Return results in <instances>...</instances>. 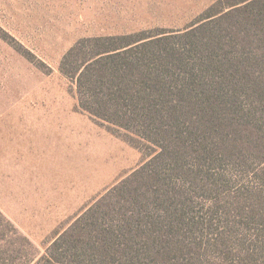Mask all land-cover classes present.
<instances>
[{"label": "trees", "instance_id": "1", "mask_svg": "<svg viewBox=\"0 0 264 264\" xmlns=\"http://www.w3.org/2000/svg\"><path fill=\"white\" fill-rule=\"evenodd\" d=\"M192 22L63 55L79 109L152 153L39 260L0 209V264H264V0H216Z\"/></svg>", "mask_w": 264, "mask_h": 264}, {"label": "rangeland", "instance_id": "2", "mask_svg": "<svg viewBox=\"0 0 264 264\" xmlns=\"http://www.w3.org/2000/svg\"><path fill=\"white\" fill-rule=\"evenodd\" d=\"M215 1L0 0V209L34 242L37 260L58 231L152 153L79 109L75 85L59 69L63 55L84 36L185 29ZM46 116L59 122L57 133L48 135L60 141L72 133H89V149L96 156H86L81 148L84 153L73 159L80 172L64 170L63 147L39 146L47 142L40 130L56 126H41ZM28 138L36 142L32 150L24 144ZM8 155L26 163L22 168L14 162L10 179L5 174L11 172ZM30 170L42 183L52 184H30L31 176L22 175ZM37 260L32 264H41Z\"/></svg>", "mask_w": 264, "mask_h": 264}, {"label": "crops", "instance_id": "3", "mask_svg": "<svg viewBox=\"0 0 264 264\" xmlns=\"http://www.w3.org/2000/svg\"><path fill=\"white\" fill-rule=\"evenodd\" d=\"M42 111V110H40ZM83 112V111H82ZM85 113V112H84ZM87 114V113H85ZM88 115V114H87ZM89 116V115H88ZM40 117H42L40 115ZM90 117V116H89ZM44 119H42V122H41V126L43 124H53V126H55V128L53 130H51L50 128H48L47 130H40L41 132H43V134L40 132V137H42L41 140L43 141H47L46 143H42L41 145L39 146H44L43 144H47V145H51L53 147H63L64 149H66V151H64V153L62 154V158H63V163H65L63 165V168L64 170L67 172V173H72V172H80V170H75V167H73V159L74 157L80 155V154H83L84 152H82V149L81 148H85L86 150V153H84L86 156L87 155H92V156H96L95 155V152L96 150L94 149L93 151H90L89 149V143L90 141L88 140V134L89 133H83L82 135L80 134V132H76V133H72L69 137H67L65 140H58V138L56 137H52L50 135H48L49 132H52L53 134H56L57 133V125L59 124V122L57 123L56 122H51L49 117L46 116V117H43ZM91 118V117H90ZM92 119V118H91ZM36 119L34 120L33 122V125L31 124L29 129H33V126H34V123H35ZM93 122H95L97 124V122L92 119ZM36 127V126H35ZM38 129H40V127H36ZM46 129V128H45ZM50 129V130H49ZM49 130V131H48ZM112 133V132H111ZM95 135V134H94ZM85 136V137H84ZM81 137H84L83 139V142L81 143V140L80 138ZM94 138H96V136H94ZM52 142H56L55 144H52ZM36 143V142H35ZM35 143L33 141H31V139L28 138V140L26 139L24 144L27 148L29 149H33ZM38 145V144H37ZM90 151V152H89ZM30 151H25L26 154H28ZM41 152V151H40ZM42 153V152H41ZM43 154V153H42ZM45 159H49V157L45 154L43 155ZM41 157V156H40ZM7 162H8V165H9V170L11 172H6L5 174H7L8 179H10V174L14 173L13 169L11 168V165L14 163V162H18L22 165V168L25 166L26 163H23L19 157V155H17V157L15 159H13L12 155H8L7 157ZM23 169H21L22 171ZM88 172V171H86ZM84 172V173H86ZM27 174L29 177L31 176V182L30 184H52V183H42L41 182V179H40V176L35 172V170H30L28 172H24L22 173V175H25ZM13 176V175H12ZM73 182L72 180V177L68 180V183H71ZM74 184V183H73ZM62 191V190H61ZM62 201V199H59V201ZM56 206L54 205V210H56ZM5 214V213H4ZM6 215V214H5ZM7 216V215H6ZM8 217V216H7ZM9 218V217H8ZM10 219V218H9ZM11 220V219H10ZM12 221V220H11ZM13 222V221H12ZM20 229V228H19ZM28 236V235H27Z\"/></svg>", "mask_w": 264, "mask_h": 264}]
</instances>
